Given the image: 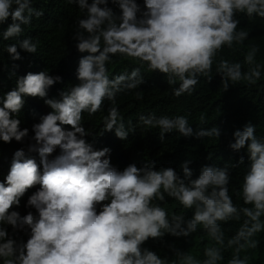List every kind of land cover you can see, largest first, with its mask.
Segmentation results:
<instances>
[{"label":"clouds","instance_id":"1","mask_svg":"<svg viewBox=\"0 0 264 264\" xmlns=\"http://www.w3.org/2000/svg\"><path fill=\"white\" fill-rule=\"evenodd\" d=\"M39 2L52 0H0V62L4 53L13 62L23 59L22 52L37 54L39 41L24 33L44 15L35 7ZM64 2L82 14L72 35L81 54L77 83L50 96L64 81L45 69L18 76L14 87L0 90V141L26 145L15 150L0 179V264H264L256 257L264 239V136L257 135L256 125L248 122L232 133L229 148L243 152L235 163L204 164L198 174L192 159L179 172L158 168L153 160L121 169L113 165L109 147L96 148L88 139L113 133L127 141L140 127L158 130L161 142L173 133L220 141L221 128L206 127L204 115L195 127L190 113L125 121L118 98L135 93L142 99L138 89L152 73L163 75L176 98L192 96L201 80L209 84L214 76L223 93L264 81L261 46L246 45L252 29L241 26V18L264 22V0ZM10 40L15 42L4 43ZM226 49L242 51L243 60L226 58ZM117 63L132 67L116 73L110 65ZM28 97L51 109L39 115L31 134L21 128ZM98 113L99 133L85 127V114ZM242 166L234 200L232 172ZM171 201L179 208L166 207ZM21 207L27 210L23 215ZM197 233L207 241L193 254ZM165 237L175 239L169 243ZM180 239L190 247H178ZM150 240L160 247H146Z\"/></svg>","mask_w":264,"mask_h":264},{"label":"trees","instance_id":"2","mask_svg":"<svg viewBox=\"0 0 264 264\" xmlns=\"http://www.w3.org/2000/svg\"><path fill=\"white\" fill-rule=\"evenodd\" d=\"M35 7L42 8L44 15L41 19H34L32 25L26 26L24 35L32 36L39 41L38 52L37 54L22 52L23 59L15 62L8 58L7 53H4V59L0 62V90L7 92L14 87L18 76L25 75L29 71L35 73L46 69L52 75L63 77L64 83L55 85L49 92L50 96H56L59 89L77 83L75 70L81 54L74 46L75 41H73L72 35L77 16L82 14L75 6L67 5L64 0H52L50 3L39 2ZM241 20L242 27L252 29L250 39L245 42L246 45L260 44V56L264 57V26H262L264 22L253 23L245 18H241ZM9 23H11L10 20ZM3 27L6 28L7 25ZM13 42L15 41L10 40L4 43ZM224 55L228 59L243 60L242 51L230 53L226 49ZM13 63L19 67L13 69ZM5 64L7 67H4ZM110 67L119 73L125 69L130 70L132 65L117 63ZM13 72L15 75H12ZM145 80L146 82L138 89L142 99L137 100L135 93L121 94L118 98V107L125 121L131 120L136 123L141 114L154 113L156 116H174L190 113L189 121L195 127L199 123V117L204 115L207 119L205 126L218 125L222 130V135L219 141L218 139L184 138L173 133L166 135V139L161 142L158 130L146 131L138 127L134 134L129 135L127 141L117 139L113 133H105L95 140L92 137L88 138L96 148L109 147L113 165L121 169L134 161L139 166L143 160H153L158 168L171 166L179 172V165L185 159H192L193 163L190 167L195 174H198L204 164H216L223 167L227 162L235 163L238 160L239 155L243 152L234 153L229 148V143L233 142L232 133L236 129H242L244 124L251 122L257 126V135L264 136V81L254 87L237 86L223 93L220 88V77L214 76L209 84L201 80L197 92L192 96L176 98L172 95L171 88L162 74H148ZM49 111L51 109L44 104L43 100L26 98L25 108L21 113V128H29L31 134V126L38 122L39 115ZM33 112L38 114L35 118ZM85 123L86 128H93L99 133L102 126L101 114L98 113L95 117H88L85 114ZM25 146L15 141L11 144L0 141V179L7 174L15 150ZM245 159L247 163V158L245 157ZM244 170L246 169L242 166L232 172L233 182L230 185V192L233 194L234 200L235 192L241 186ZM26 199L27 197L24 198L22 204ZM237 203H242V201H237ZM166 207L179 208V205L175 201H171ZM19 210L22 215L27 211L23 207ZM188 215L190 216L191 213ZM21 235L25 240L27 239V236ZM165 239L171 243L175 238L165 237ZM193 239L194 244L191 252L198 254L204 246L201 241L206 242L207 238L203 237L201 233H197L194 234ZM176 244L181 249L190 247L183 239L176 240ZM146 247L155 250L160 247V242L150 240ZM256 257L264 259V239L261 240L260 248L256 251Z\"/></svg>","mask_w":264,"mask_h":264}]
</instances>
